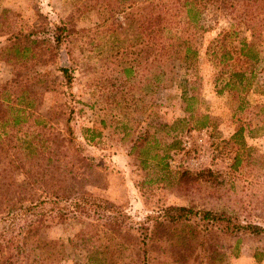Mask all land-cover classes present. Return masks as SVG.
Segmentation results:
<instances>
[{"label": "rangeland", "instance_id": "obj_1", "mask_svg": "<svg viewBox=\"0 0 264 264\" xmlns=\"http://www.w3.org/2000/svg\"><path fill=\"white\" fill-rule=\"evenodd\" d=\"M3 90L68 163L58 199L12 168L33 202L0 205V264H264V0H0ZM169 206L198 214L170 223ZM203 211L261 232L226 236Z\"/></svg>", "mask_w": 264, "mask_h": 264}, {"label": "trees", "instance_id": "obj_2", "mask_svg": "<svg viewBox=\"0 0 264 264\" xmlns=\"http://www.w3.org/2000/svg\"><path fill=\"white\" fill-rule=\"evenodd\" d=\"M192 12H195V8L191 7V5L190 8H185L188 19L190 18V22L193 23L195 20L193 19L194 13ZM254 30L255 28L252 34ZM49 32L51 49L54 45L53 57H56L61 43L67 41L68 32L64 23L52 26ZM14 41H16V39H14ZM12 49L13 53L18 57H23L30 52L28 47H19L17 44H14ZM249 50H251V47L245 44L241 45L239 49L240 54L242 53L245 58H247V51ZM251 57L253 58V56ZM59 71L64 81L68 83L70 81V74H68L67 68L61 67ZM237 76H241V73H238ZM5 93L4 90L0 92V128L3 131V135L0 136V192H10L16 197L15 201H9L10 199L7 197L0 195V205H3V210L8 213L17 207L20 208L21 201H27V204L33 202L32 199L22 200L23 198H21V196L24 191H20V188L14 185L12 178L9 179L11 177L10 173L12 172V168H17L22 171L26 181L29 182L27 185L25 183V186L29 190L41 191L45 195L57 197L58 199L61 193L58 190H54V186L51 184V179L53 178L52 170L64 168L68 162L64 161L61 153L64 139L59 137V135L52 136V134H48V136H46L47 134L41 131L43 127L39 121L30 118L31 116L24 114V111L14 108L15 104L12 105V107L10 106L11 104L9 105V103L15 102L17 104V102L22 99L21 94L12 97ZM23 106L27 108L26 105ZM200 127H203V125H200ZM200 127L196 128L200 129ZM66 131L69 133V129H66ZM84 132L86 133L88 131L84 130ZM73 149L75 150V148ZM74 156L75 155H69V157ZM6 169L9 171L7 174L8 179L4 178ZM38 174H40V177L37 176ZM80 198L85 199V196L81 195ZM74 208L76 210L82 209L77 203H74ZM196 214L198 213L192 212L184 207L175 206H169L163 212L165 221L170 223H184L188 220L189 216L192 215L196 217ZM57 218L58 220L63 219L59 216ZM40 221L42 220H37V223ZM203 222L205 224L209 222L211 228L215 226L219 232L226 236L238 234L240 231L255 234L261 232L260 229L255 226H241L236 218L224 214L223 212L203 211L199 223ZM35 228L36 226L32 225L27 234H34ZM143 247H145V243H143ZM5 257H7L6 261H9L10 257L8 254H6Z\"/></svg>", "mask_w": 264, "mask_h": 264}]
</instances>
